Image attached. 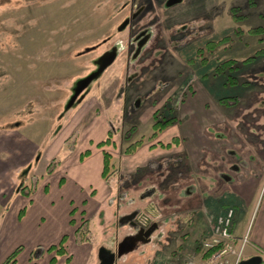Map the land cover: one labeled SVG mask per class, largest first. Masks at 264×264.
I'll return each instance as SVG.
<instances>
[{"label": "rangeland", "instance_id": "1", "mask_svg": "<svg viewBox=\"0 0 264 264\" xmlns=\"http://www.w3.org/2000/svg\"><path fill=\"white\" fill-rule=\"evenodd\" d=\"M163 1L0 0V263L19 245L20 260L38 254L44 244L35 237L48 233L52 223L60 227L63 187L58 181L63 163L49 176L46 167L58 150L62 161L65 154L75 156L73 149H59L65 131L74 129L68 147L77 143L80 133L85 144L95 118L105 128L98 129L90 147L95 149L98 137L112 128L113 143L101 149L112 154L114 164L103 191L89 178L94 206L88 209L89 204H83L79 213L76 208L73 213L78 217L76 226L88 224L95 261L101 259V248L115 256L113 264H201L205 259L202 242L208 234L191 228L189 210L165 219V229L153 231L149 244L136 247L133 243V249L118 255L119 244L134 231L120 217L132 210L133 214L145 212L150 205L159 206L163 214L184 205L177 197L186 183H178L179 170L173 168V175L169 172L181 155L146 164L145 156L138 153L137 158L135 153L142 145L153 149L157 141L181 138L189 123L199 127L201 145L210 138L227 140L233 149L256 148L255 153L260 149L261 153L254 154L264 163V34L248 31L258 26L264 29V0H181L171 6L166 3L169 8ZM232 8L239 18H234ZM226 34L227 40L216 44L214 56L238 62L243 70L238 83L246 85L247 79L251 84L243 91L239 85L235 94L242 93L236 99L219 101L216 79L202 75L212 70L211 64L188 62V55L193 57L195 42L218 41ZM110 54L115 56L108 64ZM246 59L250 60L247 64ZM90 73L97 77L70 103L78 81ZM225 89L222 92L230 96L231 91ZM156 111L175 117L176 126L164 129L166 137L160 140L149 138ZM174 131L179 135L170 137ZM141 138L143 144L134 153L123 152ZM232 156L227 155L228 163H233ZM96 157L101 160L98 153ZM153 182L165 189H156L146 201L143 197L153 191ZM46 183L48 194H41ZM23 186L35 187V200L26 209L27 225L19 226L14 219L28 204L21 193ZM85 189L77 194L67 185L64 193L76 204L87 197ZM263 204L264 188L254 211L250 209L238 221L239 231L248 226V235L255 232ZM206 214L209 224L211 214ZM38 215L44 219L32 229L30 224ZM234 219L235 211L231 229ZM250 249L249 241L242 259L261 252L254 248L250 253Z\"/></svg>", "mask_w": 264, "mask_h": 264}, {"label": "crops", "instance_id": "2", "mask_svg": "<svg viewBox=\"0 0 264 264\" xmlns=\"http://www.w3.org/2000/svg\"><path fill=\"white\" fill-rule=\"evenodd\" d=\"M90 123L92 126L88 132L89 137L87 143L84 144L81 135L82 133H80L79 137L77 138V143L73 148V150H75L76 152V155L73 156L74 154H65L66 156H63V161L61 162L63 163V176L60 177L58 186L63 187V213L60 218V227H55L54 223H52L48 226V233L43 232L40 236L35 237V240H39L40 243L44 244H41L44 246V252H39L40 255L35 259H32L30 256L27 258V260H20V257L22 256V246L19 245L21 247V250L16 257L18 264H50V259L53 253H49L48 251H46V248L51 245L57 244L63 235H67V239L64 244L67 254L59 256L57 264H63L67 256L71 257L70 261L67 264H94V262H97V264H102L100 259H97V261H95V259L93 258L92 252L94 250V247L90 242L79 243L76 241L75 229L78 217L77 219H75V216L73 214H70V211L75 208L77 209V213H79V211L81 210L79 207L83 206V204L86 205V207L88 206L87 204H89L88 209H91L94 206V201H90L94 199V194H92L94 192L90 191V188L92 186L91 184H89L90 177L91 179H95L96 182H98L97 187L102 191L104 190L105 186V181L101 176L103 149L98 147L92 149L90 147V142L95 141L94 138H96V135H98V129L103 127L104 123L100 119L96 118L93 119ZM174 125L175 124L173 123L170 127H173ZM103 128H105V126ZM198 128L199 127H196V125L191 126L189 123V125L184 128L185 132L182 133L181 138L178 137L180 139V143L177 146H173L170 148L155 146L153 149H150L148 146L142 145L135 153V157L137 158L138 153L141 158L145 156L143 160H145L146 164L154 162L155 159H157L155 161L157 163L162 159H168L170 157L173 158V156L181 155L179 156V159L183 160V162H186L188 167L187 171L189 179L186 187L189 188L187 189V191L186 188L181 189V191L179 192V195L181 196L177 197L179 200H184V205H176V212L173 213L168 211L167 213L166 211L167 214H163V211L159 206H149L148 210L150 209V212L148 213L151 219L157 224V229H155L154 231H163L165 227L162 225V223L165 219L170 217L172 214L177 216L180 214V212H183L184 209H186L190 211L188 214V219L190 220L191 228L196 231L197 234L201 230L200 232H204V234L207 235L209 234L210 227L207 223L206 212L210 213L211 216H215L219 213H222L227 206L233 205L235 208L233 234L237 239H241L246 231H249V228L248 226H246L243 230L239 231L238 221L244 218V216L249 213L250 209H253L254 211L260 194L264 188V163H261L259 160H257L258 157L256 156L258 153H261L259 152L260 149H257V153H255L256 148L249 149L247 147L240 146L233 149V146L229 145L230 142L227 140H217L216 144L214 140L210 141V138L205 139L204 144L201 145L203 137L200 135ZM105 131L107 132V128L105 129ZM73 132L74 129L65 131V134L63 135L62 145H64L66 139L69 138L73 134ZM166 132L167 131L163 130L157 136L159 140L162 135L166 137ZM105 134L106 133H103V135L101 137H98V139L101 140V138H103ZM173 135H179L178 131H174L173 133L171 132L170 137H172ZM225 136L226 135H223V137ZM182 142L185 143V146L181 145ZM62 145H60L59 147L60 150L62 148ZM86 149L90 150V154L81 161L79 158L80 153ZM56 152V154L58 155V152L60 151L58 150ZM97 153L101 157L100 161L99 158L96 157ZM228 154L230 156L233 155V163H228ZM156 155H158L157 158L155 157ZM95 157L98 158L97 161ZM132 162L134 163V161ZM212 162H214V165H212ZM76 167L81 168L78 171H74V168ZM56 169L49 175L55 173ZM127 171L128 169H125V172ZM61 179H63L62 184L60 183ZM85 184L88 185L86 189L83 188V185ZM45 185L47 186L46 191L44 190ZM67 185L69 186V189L71 188L72 190L77 192V194L80 190L82 191L83 189H85L87 197L82 201L79 200V202L74 204L75 202L72 200L71 195L70 197H68L64 193ZM40 190L41 194H48V183L43 184ZM34 192L35 191H33L29 197L24 196L28 201V204L24 206L25 210L22 216L19 217L18 212L16 216L17 221L14 219V222L19 226L27 225L26 218L28 217L29 213H27L26 209L27 206L29 204H32L35 200V196L33 195ZM153 195L154 193L152 191H148L143 199L147 201V198ZM50 204H53V201H51ZM77 213H75L76 216ZM253 214L254 212H252V215ZM257 218L258 220L255 232L249 233L248 235V240L253 247V249L249 250L250 253L254 252V248L264 250V204L263 207L261 206V210H259V213H257ZM43 219V216L38 215L37 220L32 221L30 224L32 229L38 227L39 223L43 221ZM71 219L75 221V224H70ZM200 227H202L203 230L200 229ZM137 240L138 239H136L135 244L136 247L138 246V244L145 245L149 244L150 242V239L147 241ZM229 259L231 262L229 261ZM227 260L228 262H226L225 264H234L233 257H228ZM114 261L115 258L113 259L112 264L114 263Z\"/></svg>", "mask_w": 264, "mask_h": 264}, {"label": "trees", "instance_id": "3", "mask_svg": "<svg viewBox=\"0 0 264 264\" xmlns=\"http://www.w3.org/2000/svg\"><path fill=\"white\" fill-rule=\"evenodd\" d=\"M167 2H168V0H164L163 1V6H164V3H165V6H166ZM180 2H178V3H180ZM175 4H177V3H175ZM166 7L169 8L168 6H166ZM140 8L141 7H139V9ZM231 10H232V15L234 16V18H239L236 15V10L237 9L236 8H232ZM248 31L252 35H257V34L258 35H262V34H264V29L261 28L260 26L251 28ZM139 33H140V31L135 36H137ZM227 36H228L227 34L223 35L222 38H220L218 41L207 40L204 43L195 42L196 44H195V47L193 46L194 50L192 52V54H193L192 56L193 57H190V55H188L189 56L188 57V62H190V61L193 62L194 60H196V62H199V63L207 62V63L211 64L212 70L209 73L204 71L202 75L205 78H206V76L210 75V76H213L216 79L217 86H215V89L217 88L218 91H219V93H218V95L216 97H217V99L219 101L224 99V98H234V99H236L242 93V91L244 89V86H246L247 84L248 85L251 84V82L249 80H247V79H246V81H244V84H246V85H243L242 84L243 82L242 83H238V81L240 80V73L243 71L241 69L242 66H239L238 62H236L234 59H231V58L220 59L217 56H214V51L216 49L215 48L216 44H218L219 42L227 40ZM262 39H264V37H262ZM112 48H115V47H112ZM249 61H250L249 59H246L243 62H245V64H247V62H249ZM257 74H259V73H257ZM243 76H246V75H243ZM239 85H241L240 87H242L241 88L242 91H241L240 94L236 95L235 92L237 91ZM224 87H226L225 91H227L228 89L231 91L232 94H230V96L229 95H225V93L222 92ZM216 92H217V90H216ZM153 119H154V122H153V125H152L151 133L149 135L150 139L156 138L164 129H166L168 126L172 125L174 123L175 117H173L170 114H162V113L160 115H158V112L156 111L153 114ZM113 132H114L113 129L109 128L107 130L105 136L100 141H98L96 143V147L103 148L104 146L112 144L113 143L112 139H113V136H114ZM71 138H72V136L67 138L65 143H64V145H62V148L63 147L67 148V149H65V151L72 150L74 148V146H75L72 143V146L68 147L69 145H68L67 142ZM179 143H180V139L178 137H173L170 141H167V142L157 141L156 143L153 144V146H159V147H162V148H170V147H173V146H177ZM142 144H143L142 138L139 139V140H136L134 142H130L127 145V147L124 149L123 152L125 154H132ZM89 154H90V150L89 149L84 150L83 152L80 153V156H79L80 160L82 161ZM58 155L55 156L49 162V164L47 165L46 171H45L47 175L51 174L57 168V166L61 163L62 160H61V158ZM102 157H103V161H102L101 176H102V178L104 180H107L108 177L110 176V173L112 172V168H113V164H114L112 162L113 156H112V154L110 152H108L107 150L103 149L102 150ZM172 163H173V165H172L171 169L169 170V172L171 171L170 175L174 174L173 173L174 171L172 170L173 168H175L176 171L179 170V172H181L180 174H176V176L180 177L179 179L173 178V177H172V179L179 180L178 183H180L181 185L185 182L186 184L182 187V189L186 188V191H187V189L189 187H186V185L188 184L189 177H188V171H187L188 167H187L186 162H181V160L178 159V162L173 161ZM159 168H160V166H159ZM162 176H165V175L163 174ZM169 177L170 176H168L167 178H169ZM174 180H171L170 182H173ZM62 182H63V179L60 180L61 184H62ZM176 183L177 182H175V184ZM153 184H154V182H153ZM155 184L158 185L157 182H155ZM157 185L154 186L153 193L157 192L156 189L161 191L162 188H164V187H161V186H159V188H157ZM34 189H35L34 186L32 188H30L29 190L25 189V187L23 186L21 188V193L23 194V196L29 197L30 194L34 191ZM44 190L45 191L47 190V186L46 185L44 186ZM24 210H25V207L20 209L19 217L22 216ZM74 211H75V209H72L70 211V214L72 215L74 213ZM171 212L174 213V212H176V210L175 211L172 210ZM127 217L128 216H126V218L121 216L120 219H122L124 221V222L123 221L122 222L125 223V222H127V221H125V220L128 219ZM123 218H125V219H123ZM70 224H72V225L75 224V221L73 219H71L70 220ZM85 226L86 227L84 228L82 223L80 225L76 226L75 238H76V241L79 242V243L89 242L90 241V237L88 235V232H89L88 224L85 223ZM66 239H67V235H63L62 238L60 239V241L57 244L51 245L48 248H46V251H48L49 253L50 252L53 253V255L51 256V259H50V264H57L58 257L67 254L66 249H65V245H64L65 242H66ZM20 250H21L20 246L16 247L2 261L1 264H18L16 257L18 255V253L20 252ZM42 251H43V249L40 252L42 253ZM208 254H209V252L206 251L203 254V257H207ZM39 255H40L39 253H38V255L37 254L36 255L33 254V256H31V258L35 259ZM70 258H71L70 256H67L66 259H65V262L63 264H67L70 261Z\"/></svg>", "mask_w": 264, "mask_h": 264}, {"label": "built area", "instance_id": "4", "mask_svg": "<svg viewBox=\"0 0 264 264\" xmlns=\"http://www.w3.org/2000/svg\"><path fill=\"white\" fill-rule=\"evenodd\" d=\"M234 208L228 206L222 213L215 216L209 215L208 222L211 225L209 237L202 242V248L209 252L208 256L201 264H225L228 257L234 258V264L242 259L248 240V231L237 239L231 229L233 224ZM258 249V248H257ZM261 252V263L264 264V250L259 249Z\"/></svg>", "mask_w": 264, "mask_h": 264}, {"label": "water", "instance_id": "5", "mask_svg": "<svg viewBox=\"0 0 264 264\" xmlns=\"http://www.w3.org/2000/svg\"><path fill=\"white\" fill-rule=\"evenodd\" d=\"M181 0H168L167 4L168 5H172V4H175V3H178L180 2ZM115 55H109V59L107 61V63L109 64L113 58H114ZM108 64H103V67L104 66H107ZM104 69V68H103ZM102 69V70H103ZM101 70V71H102ZM97 77V74H94V73H90L86 78H84L83 80H81L80 82L78 81V86L75 90V93L74 95L72 96L71 98V102H73L75 96L91 81V79L93 78H96ZM134 214H131L129 215L130 217H132ZM129 216L127 218H129ZM126 218V217H125ZM123 218V219H125ZM144 218L149 221V217L147 216H144ZM156 229V223H152L146 230L144 228H141L140 231L143 232V238L139 237L140 240H149L150 239V234ZM120 248L117 252L118 255H120L121 253L123 252H126L127 250H130V249H133V242H131L130 240H123L120 244H119ZM99 255H100V258L103 260V262L105 264H112L113 262V259L115 258V256L113 254H110L108 253V251L104 250L103 248H101V250H99ZM100 259V260H101ZM101 260V261H102ZM261 263V257L259 255H253V256H250L246 259H242L238 262V264H260Z\"/></svg>", "mask_w": 264, "mask_h": 264}, {"label": "flooded vegetation", "instance_id": "6", "mask_svg": "<svg viewBox=\"0 0 264 264\" xmlns=\"http://www.w3.org/2000/svg\"><path fill=\"white\" fill-rule=\"evenodd\" d=\"M153 192V191H152ZM149 211L145 210V212H142L141 211H137V213H134V215L132 217H129L127 220V222H125V224H127L129 227H131V229H133V233L131 234H128L127 236H125L126 238H124L125 240H130L132 241L133 243L136 244V239L140 240L139 237L143 238V232L140 231L141 228H144L145 230L152 224V223H155L149 213ZM133 214V210L127 214V216ZM126 215V214H125ZM144 216H147L149 217V221H147ZM125 217V216H123ZM120 220V219H118ZM131 221H134L133 224H135L134 226L131 224ZM209 227L211 229V224L209 223ZM156 229H157V224H156ZM210 229H209V234H210ZM209 234H208V237H209ZM116 250V248H115Z\"/></svg>", "mask_w": 264, "mask_h": 264}]
</instances>
